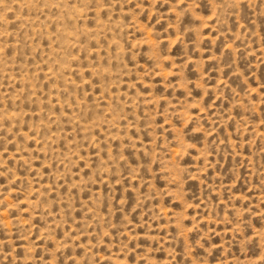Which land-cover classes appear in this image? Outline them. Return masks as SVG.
<instances>
[{"label": "rangeland", "instance_id": "1", "mask_svg": "<svg viewBox=\"0 0 264 264\" xmlns=\"http://www.w3.org/2000/svg\"><path fill=\"white\" fill-rule=\"evenodd\" d=\"M0 264H264V0H0Z\"/></svg>", "mask_w": 264, "mask_h": 264}]
</instances>
